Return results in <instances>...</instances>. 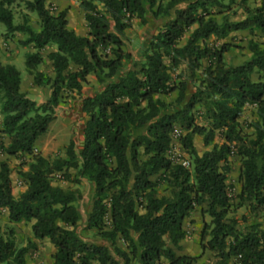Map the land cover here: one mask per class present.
I'll use <instances>...</instances> for the list:
<instances>
[{"label": "trees", "instance_id": "16d2710c", "mask_svg": "<svg viewBox=\"0 0 264 264\" xmlns=\"http://www.w3.org/2000/svg\"><path fill=\"white\" fill-rule=\"evenodd\" d=\"M17 1L0 0V24L5 35L26 36L21 43L35 52L26 55L25 71L34 85L48 87L50 96L38 106L20 91L19 71L0 61V154L30 156L23 176L26 190L17 199L7 163L0 162V211L7 210L8 222L33 220L34 239L47 238L55 249L52 264H118L107 248L77 235L81 192L53 186V176L60 174L72 186L83 180L94 185L87 228H95L98 237L112 244L119 237L125 251L115 253L124 264H161L162 259L167 264H197L198 257L175 253L185 238L182 223L195 208L210 218L200 233L202 253H214L216 264L232 259L236 264H264V228L255 225L243 232L228 218L226 186L228 158L236 156L239 206L256 211L264 207V40L247 42L249 59L240 65L226 63L229 43L218 44L238 31L264 35V0L253 9L248 0H77L85 14V37L69 29L65 12L54 15L45 0L24 2L37 17L38 30L26 15L23 24L14 25L11 6ZM234 5L246 14L243 20L216 18ZM148 13L169 20L149 40L144 61L120 75L123 62L130 60L121 36L132 19L143 23ZM47 47L54 48L47 54L52 77L38 70ZM90 74L103 89L81 101L86 117L82 148L76 152L70 141L63 158L36 154L35 144L55 120L63 94L79 95ZM193 81L196 88L186 98ZM174 92L169 103L157 98ZM246 106L255 108L256 121L247 125L253 137L239 124ZM196 107L206 125L195 123ZM176 126L184 131L178 144L190 159L188 169L167 156ZM194 136L210 147L201 156ZM161 184L172 190L171 198L157 195ZM29 248H19L13 228L0 225V264H25Z\"/></svg>", "mask_w": 264, "mask_h": 264}, {"label": "rangeland", "instance_id": "374dc122", "mask_svg": "<svg viewBox=\"0 0 264 264\" xmlns=\"http://www.w3.org/2000/svg\"><path fill=\"white\" fill-rule=\"evenodd\" d=\"M228 0H224V3H227ZM164 5V4H163ZM246 5L253 9L259 6V0H248ZM11 9L14 13V21L15 23H24V16L26 15L28 18V24L33 28H38L37 17L34 13L25 14L23 10L26 11L24 0H19L11 6ZM154 10L156 9L153 8ZM215 13H217L215 11ZM223 16L228 17L230 21H240L246 17V14L242 11L241 8L236 5L232 6L229 10H225L224 12L217 14L216 18L221 19ZM169 20V18H159L154 17L151 13H148L145 17V22H140L139 20L134 19L131 21L130 28L125 30V33L121 36V40L124 43L125 51L133 52V54H137L140 49H144L149 40L153 35H155ZM3 29V26L0 25V31ZM111 32H115L113 23L111 22ZM24 35V34H23ZM188 34L182 40L181 43L185 41ZM3 37L9 40L8 44L4 45L2 43L1 51L3 55L13 56V59L18 58V63H16L17 69L21 72L22 77H25V57L28 53H34L35 50L31 45L25 46L21 42L25 40L26 36H16V35H8L4 34ZM19 37V38H16ZM22 39V40H20ZM24 39V40H23ZM250 39H254L256 41L264 40V35L261 34L258 30L255 32H244L243 34H239L234 39L231 40L230 44L232 47L225 54V61L227 64L231 65H239L244 63L249 59V52L247 50V42ZM53 47H47L42 52L43 63L38 66V70L44 74L53 76L51 63L47 59V54L53 51ZM258 75H253L252 79L257 80ZM197 81H193L191 85L192 91L196 88ZM29 82L24 81V88L28 89ZM85 94L93 96L98 93L99 90L103 87L98 84L96 78H93V83L86 82L84 85ZM42 88V87H40ZM48 88V87H43ZM80 99V95H77ZM170 96V95H169ZM36 100L38 102V106L43 104L46 100L44 98L43 92L36 94ZM174 99H172L173 101ZM197 107L195 108V123L198 125H206L207 122L198 116ZM86 121V117L82 114L79 100L76 98L74 94H63L62 103L56 109V118L51 123L47 133L41 136L36 144L35 149L37 151L36 154H40L44 158H55V157H64L65 149L70 141H73L75 144V151L78 152L79 145L82 140V131L84 127V123ZM256 121L255 108L252 106H246L242 110L241 118L239 119V124L242 127V130L245 134L253 137L252 129L248 128L247 125ZM2 122V118L0 115V124ZM181 135L184 134L183 129L179 128ZM143 133V132H142ZM6 139V137H4ZM3 138V139H4ZM4 144V142H2ZM214 143L221 144V140L216 136L214 139ZM193 145L196 151L202 153L205 149L202 142V137L194 136ZM177 154L180 157L186 158L190 160L185 152L179 151ZM6 159V160H4ZM5 161L10 171V180L16 185V187H21L24 183V173L26 172V168H28V164L30 159L26 155H21L18 157H8L6 155L0 154V162ZM228 162L230 164V172L226 176V186H227V194L230 200L231 210L228 214V218L235 219L238 224V229L240 231H247L252 226H258L264 228V207L261 210H252L248 206L243 205L239 206V202L237 199V195L240 189L239 182V171H240V162L239 158L236 156H230L228 158ZM54 179V178H53ZM81 186V185H80ZM85 187V186H84ZM83 188V186H81ZM85 192L88 193V189L83 188ZM157 195L159 197L163 196L166 198L172 197V190L164 184L158 185L156 188ZM210 218L206 215L202 216L201 224L197 229L189 227L188 235L190 239L186 243L187 250L192 254H200L201 259L204 261V264H213L216 260L215 254L205 251L201 252L199 246V238L200 233L203 227V223H209ZM194 223V221L192 222ZM0 225L4 229L7 227V222L5 219L0 217ZM17 242V241H16ZM179 249V248H178ZM177 249V250H178ZM230 264H236L235 259L230 261Z\"/></svg>", "mask_w": 264, "mask_h": 264}, {"label": "crops", "instance_id": "0c3cea01", "mask_svg": "<svg viewBox=\"0 0 264 264\" xmlns=\"http://www.w3.org/2000/svg\"><path fill=\"white\" fill-rule=\"evenodd\" d=\"M25 1H32V0H24V2ZM45 5L48 9L52 10V13L54 15H57L60 12H65V17L67 20V27L69 29L73 30L75 32V34L80 36V37L87 36L88 29H87V24L85 22V14L80 9L77 0H45ZM23 13L31 14L27 10L26 11L23 10ZM133 20L134 19H132V21ZM20 24H22V23H15V21H14V25H16V26L20 25ZM35 30H38V28ZM255 31L256 30H254V32ZM244 32H249V31L245 30V31L234 32V33L230 34L224 41H218V44L225 42V43H229V44L234 45V43H231V40L234 39L236 36H239V34H243ZM124 33H125V31H124ZM4 34H5V29L3 27V29L0 31V61L3 65L14 66L17 69L16 63H18L19 59L18 58L13 59V56H7V55L5 56V55H3V52L1 51L2 43L4 45H6L9 42V40L7 38L3 37ZM12 35L24 36L22 33H18V32L14 33ZM16 38H19V37H16ZM20 40H22V39H20ZM212 41H214L213 38L210 39V42H212ZM183 43H181V44H183ZM147 45H148V43H147ZM147 45L144 47V49H140L139 52H137V54H133V52L131 53L129 51H126L127 53L130 54V60L123 62V66L121 69L122 72L120 73V75H123L125 72H127L129 69H131L135 63H142L144 61V51L147 48ZM203 65H205V62H203ZM19 73L21 76L20 91L23 94H25L29 99H31L35 103L38 102L36 100V94H38L40 92H43L45 100L48 99V97L50 96V89L49 88H43V87L40 88V87L34 85L32 76L28 75L26 73V71H25V77L24 78L22 77V74L20 71H19ZM48 76L51 77V75H48ZM261 77H262V80H264L263 74L261 75ZM93 78H95L94 75H92V74L88 75L87 82L93 83ZM257 79H258V77H257ZM24 81L29 82L28 89L24 88ZM84 85L82 86V90L79 94L80 99L76 95V98H78V100H79L80 109H81V101L84 98L92 97L90 95L85 94ZM188 88H189V90H188V94H187L186 98H189L190 95L194 92L191 89V84H189ZM102 89H103V87L99 90V92ZM175 97H176V92L170 94V96L169 95L168 96H157L158 99H160L161 101H164L165 103L171 102L172 99H175ZM36 104L38 105V103H36ZM0 128H1V124H0ZM3 142H4V145H6L8 142V139L4 138ZM82 144H83V138L80 142L79 150L82 148ZM206 150H208V149H205L204 151H206ZM34 151H35V153H37L36 149ZM203 152L199 153V151H197L199 156H201L203 154ZM24 155H26V154H24ZM26 156L30 159L29 155H26ZM6 158H7V156H6ZM62 158H63V156H62ZM4 160H6V159H4ZM229 166H230V164H229ZM26 171H27V168H26ZM68 173L72 177H74L75 171L69 169ZM53 178H54V179H52V185L53 186H56V187H59L62 189L78 188L81 192V200L76 205V209H77V213H78V217H79V220H78L77 226H76V233L79 236V238L86 243L94 244L97 246H103V247L107 248L110 256L118 264H124L123 260L120 259L117 256V254L115 253V250L125 251V245L119 237L116 238L115 243L112 244L107 239H103V238L98 237L97 236V230L95 228H91V229L87 228L89 215H90L91 210H92V198H93V193H94V185L88 181H85V180H83L81 182L80 185L83 186V188L88 189V193H87L83 190V188H81L80 185L79 186H72L71 183L62 181L60 178V174L54 175ZM11 186H12V194L16 199L26 190V183L25 182L22 184L21 187H16V185L11 181ZM205 216L206 215H204V217ZM0 217H2L3 219L6 220L8 227L13 228V230L15 232V238L17 241L16 244L19 248H23L26 245L30 244V248H29V250L25 256V264H52L53 263L52 256L55 253V249L50 244V242L47 238H45L43 240L34 239L32 231H31V226L34 223L33 220H31V221L20 220L17 223H9L8 219H7V210H5V209H3L1 211ZM201 220H202L201 209L195 208V210L190 214V216L188 218H186L182 223V229L185 231V238H184V240H182L179 243V249L175 251V253L177 255H190V256L198 257L197 264H204V261L201 259L200 254H198V255L192 254L187 250L186 243L190 239V237L187 233L188 232L187 229L189 227L197 229L201 224ZM193 221H194V223H192ZM104 223L106 225L105 230L106 231L109 230L110 229L109 215H107L105 217ZM216 262H217V260H215L213 264H216ZM93 264H98V263L94 262ZM132 264H137V263L132 262ZM161 264H167V261L162 259Z\"/></svg>", "mask_w": 264, "mask_h": 264}, {"label": "built area", "instance_id": "2783aa9c", "mask_svg": "<svg viewBox=\"0 0 264 264\" xmlns=\"http://www.w3.org/2000/svg\"><path fill=\"white\" fill-rule=\"evenodd\" d=\"M180 136H181L180 130L178 128H174V130L171 132L170 135L171 141L167 156L171 161L180 164L184 168L188 169L190 167V161L187 160L186 158L180 157V155L177 154L179 151H182L180 145L178 144V139L180 138Z\"/></svg>", "mask_w": 264, "mask_h": 264}]
</instances>
